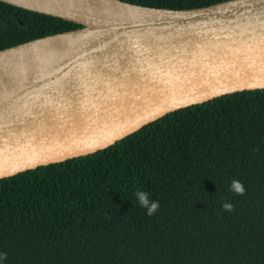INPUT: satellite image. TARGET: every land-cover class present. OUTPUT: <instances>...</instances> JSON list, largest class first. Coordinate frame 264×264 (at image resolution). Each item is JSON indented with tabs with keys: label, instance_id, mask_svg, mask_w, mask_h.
<instances>
[{
	"label": "trees",
	"instance_id": "obj_1",
	"mask_svg": "<svg viewBox=\"0 0 264 264\" xmlns=\"http://www.w3.org/2000/svg\"><path fill=\"white\" fill-rule=\"evenodd\" d=\"M121 1L182 10L226 0ZM79 27L0 2V50ZM138 191L159 202L154 215ZM3 254L0 264H264V90L174 111L94 154L1 179Z\"/></svg>",
	"mask_w": 264,
	"mask_h": 264
},
{
	"label": "water",
	"instance_id": "obj_2",
	"mask_svg": "<svg viewBox=\"0 0 264 264\" xmlns=\"http://www.w3.org/2000/svg\"><path fill=\"white\" fill-rule=\"evenodd\" d=\"M0 2L80 26L0 50V180L94 154L174 111L264 90V0L182 10Z\"/></svg>",
	"mask_w": 264,
	"mask_h": 264
},
{
	"label": "clouds",
	"instance_id": "obj_3",
	"mask_svg": "<svg viewBox=\"0 0 264 264\" xmlns=\"http://www.w3.org/2000/svg\"><path fill=\"white\" fill-rule=\"evenodd\" d=\"M230 191H232L238 195H242L244 193V187L239 181L233 180L231 185H230ZM136 197H137L139 204L146 209L148 216H152L158 211L159 202L151 200L149 198L148 193L143 192V191H138L136 193ZM222 207L226 211H232L233 210V206L231 203L226 202L222 205ZM0 259H6V254L0 255Z\"/></svg>",
	"mask_w": 264,
	"mask_h": 264
}]
</instances>
